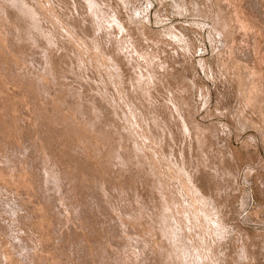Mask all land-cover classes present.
I'll return each instance as SVG.
<instances>
[{"label": "rangeland", "instance_id": "rangeland-1", "mask_svg": "<svg viewBox=\"0 0 264 264\" xmlns=\"http://www.w3.org/2000/svg\"><path fill=\"white\" fill-rule=\"evenodd\" d=\"M248 1L0 0V264H264Z\"/></svg>", "mask_w": 264, "mask_h": 264}, {"label": "bare ground", "instance_id": "bare-ground-1", "mask_svg": "<svg viewBox=\"0 0 264 264\" xmlns=\"http://www.w3.org/2000/svg\"><path fill=\"white\" fill-rule=\"evenodd\" d=\"M193 1H194V2H193ZM243 1H244V0H243ZM246 1H248V0H246ZM259 1H260V0H258V2H259ZM261 1H262V0H261ZM30 2H31V0H30ZM88 2H89V1H88ZM192 2L195 4V0H191V3H192ZM196 2H197V1H196ZM249 2H251V3H249ZM254 2H255V0H254ZM254 2H253V5H254ZM258 2H257V3H258ZM193 3H192V6H193V7H194V6H195V7H196V6L198 7V5H196V4L194 5ZM245 3H246V2H245ZM248 3L252 5V1H251V0H249ZM248 3H247V5H248ZM257 3H256V4H257ZM260 3H261V2H260ZM262 3H263V1H262ZM91 4H92V3H91ZM197 4H198V3H197ZM243 4H244V3H243ZM256 4H255V5H256ZM251 5H250V6H251ZM248 6H249V5H248ZM257 6L260 7L261 5H258V4H257ZM246 7H247V6H246ZM252 7H253V6H252ZM252 7H251V8H252ZM262 7H263V6H262ZM247 8H248V7H247ZM249 8H250V7H249ZM249 8H248V9H249ZM194 9H197V8H194ZM243 9H244L245 12H246V9H245V6H244V5H243ZM261 9H262V8H261ZM252 10L255 11V9H252ZM263 10H264V9H262V11H263ZM247 11H248V10H247ZM256 11H257V10H256ZM256 11H255V13H258V12H259V14H260V12H261V10H258V12H256ZM245 12H244V13H245ZM248 12L251 13L252 11H250V9H249ZM263 12H264V11H263ZM255 13L253 12L254 15H255ZM226 14H227V13H226ZM229 14H230V13H229ZM245 14H247V12H246ZM253 14H252V16L254 17ZM227 15H228V14H227ZM232 15H233V14H232ZM235 15H236V17H237V18H236V23H238V22H239V20H238V19H239V18H238V15H237L236 13H235ZM256 15H257V14H256ZM260 15H261V14H260ZM262 15H263V14H262ZM263 16H264V15H263ZM246 17H249V18L252 19L251 15H249V16L247 15ZM259 17L261 18V16H259ZM259 17H257V18L259 19ZM229 18H230V17H229ZM243 18H245V17H243ZM243 18H241V19H243ZM254 18H255V17H254ZM254 18H253V19H254ZM263 18H264V17H263ZM263 18H261V19L263 20ZM255 19H256V18H255ZM255 19L253 20L254 23L258 24V23L260 22V19H259V22H256V21H258V19H256V21H255ZM222 20H223V19H222ZM224 20H226V17H225ZM237 20H238V21H237ZM244 20H245V19H244ZM244 20H243V23H244ZM262 20H261V22H262ZM245 21H247V19H246ZM250 21H252V20H250ZM232 22H234V21H232ZM222 23H224V22L222 21L221 24H222ZM225 23H226V21H225ZM227 24H228V26L230 27V25H231L232 23H231L230 25H229V23H227ZM227 24H226V26L224 25V27H227ZM238 24H239V23H238ZM246 25H247V24H246ZM259 25H260V27H261V26H264V25H262L261 23H259ZM220 26H221V25H220ZM232 26H233V25H232ZM221 27H222L221 30H223V29H224L223 26H221ZM229 27H227V28H229ZM216 28H217V27H216ZM218 28H219V27H218ZM227 28H225V29H227ZM219 29H220V28H219ZM229 29H230V28H229ZM237 29H239V26H238ZM240 29H241V28H240ZM262 29H263V28H262ZM260 30H261V29H260ZM263 30H264V29H263ZM226 31H227V30H225V32H226ZM238 31H239V30H238ZM221 32H222V31H221ZM225 32L223 31L224 34H226ZM240 33H241V32H240ZM240 33H239V34H240ZM242 33H244V32L242 31ZM242 33H241V34H242ZM241 34H240V35H241ZM261 34H264V32L261 33ZM237 35H238V33H237ZM243 35H244V34H243ZM230 36H231V35H230ZM260 36H262V35H260ZM263 36H264V35H263ZM223 37H224V36H223ZM235 37H236V35H235ZM241 37L243 38L244 36H240L238 40L240 41V43H243L244 38H243V40L241 41ZM220 38H221V37H220ZM224 38H225V37H224ZM231 38H232V37H231ZM237 38H238V37H237ZM222 39H223V38H222ZM261 39H262V41H263V38H262V37H261ZM223 40H224V39H223ZM225 40L227 41V39H225ZM229 40H230V38H229ZM232 40L234 41L233 38L231 39V41H232ZM245 40H246V39H245ZM247 40H249V39H247ZM247 40H246V41H247ZM226 41H225V43H226ZM236 41H237V40H235L234 43H236ZM239 41H238L237 44H240ZM250 41H251V40H250ZM232 43H233V42H232ZM246 43H247V42H246ZM260 43H261V42H260ZM262 43H264V42H262ZM227 44H228V42H227ZM227 44H225V46H226L225 48H227V51H228V47L231 46V45H230V44H231L230 41H229V44H228V45H227ZM251 44H252V43H251ZM258 44H259V43H258ZM244 45H245V44H244ZM244 45H243V46H244ZM256 45H257V43H256ZM260 45H261V44H260ZM260 45H259V46H260ZM235 46H237V45L235 44ZM235 46H234V48H235ZM239 46H240V45H239ZM245 46H246V45H245ZM249 46H250V45H249V41H248V47H247V48H249ZM251 46H253V45H251ZM237 47H238V46H237ZM237 47H236V50H237ZM231 48L233 49V45H232ZM231 48H229V49H231ZM240 48L243 50L244 47L242 48V46H241ZM240 48H238L239 52L241 51ZM247 48H245L246 51L248 50ZM250 48L252 49V50H251V49H250V50L253 52V48H252V47H250ZM233 50L235 51V49H233ZM254 50H255V47H254ZM258 51L260 52V51H261V48H260V50H258ZM224 52H226V49H225ZM224 52H222V56L224 55ZM235 52H237V51H235ZM244 52H245V51H244ZM252 52H249V53H252ZM259 52H257V53H258V55L260 54V56H261V54H263V50H262L261 53H259ZM227 53H228V52H227ZM245 53H246V52H245ZM247 53H248V52H247ZM249 53H248V54H249ZM255 53H256V52H255ZM255 53H252L251 55H253V54H255ZM230 54H231V52H230ZM230 54H229V55H230ZM236 54H237V53H236ZM239 54H241V53H239ZM239 54H237V55H239ZM243 54H244V53H243ZM248 54H247V55H248ZM218 55H219V57H221V56H220L221 53L218 54ZM232 55H233V54H232ZM237 55H236V56H237ZM244 55H245V54H244ZM258 55L255 54V56H258ZM226 56H228V55H226ZM226 56L224 57V58H225L224 60H226V58H227ZM240 56H241V55H240ZM242 56H243V55H242ZM248 56L252 58V56H250V55H248ZM248 56H247V57H248ZM255 56H253V57H255ZM260 56H258V57H260ZM230 57H231L230 59H232V56H230ZM263 57H264V54H263V56H261L262 60H260V62H262V61L264 62V58H263ZM241 58H242V57H241ZM251 58H250V59H251ZM220 59L222 60V58H220ZM230 59H229V60H230ZM236 59H237V58H236ZM246 59H247V58H246ZM248 59H249V58H248ZM250 59H249V60H250ZM256 59H257V58L255 57V59H254V60L252 59L251 61H252V63H255V64H256V67H257V64H260V63H258V62L256 63V61H257ZM258 59H259V58H258ZM238 60H239V62H240V59H238ZM242 60H243V59H242ZM255 60H256V61H255ZM222 61H223V60H222ZM226 61H227V60H226ZM226 61H225V62H226ZM234 61H235V59H234ZM245 61L247 62V60H245ZM251 61H250V62H251ZM253 61H254V62H253ZM229 62H230V61H229ZM30 63H31V62H30ZM233 63H234V62H233ZM233 63H232V67H234V66H233ZM252 63H251V65H254V64H252ZM223 64H224V63H222V65H221V64L219 63L220 66H223ZM227 64H228V62H227ZM240 64H241V63H240ZM247 64H248V62H247ZM224 65H225V64H224ZM243 65H245V64H243ZM261 65H262V64H261ZM246 66H247V65H246ZM248 66L250 67V64H248ZM262 66H264V63H263ZM224 67H225V66H224ZM226 67H228V66L226 65ZM253 67H254V66H253ZM253 67H252V68L250 67V68L253 69ZM220 68H223V67H220ZM228 68H229V67H228ZM260 68H262V67H260ZM263 68H264V67H263ZM223 69H224V68H223ZM225 69H227V68H225ZM230 69H231V68H230ZM237 69H238V68H237ZM244 69H245V66H244ZM247 69H249V68H247ZM254 69H255V67H254ZM233 70H235V69L233 68ZM255 70H256V69H255ZM260 70H261V69H260ZM263 70H264V69H263ZM228 71H229V70H228ZM250 71H251V70H250ZM253 71H254V70H253ZM253 71H252V73H253ZM229 72H230V71H229ZM231 72L233 73L232 70H231ZM238 72H239V71H238ZM244 72H245V70H244ZM257 72H258V71H257ZM232 73H231V74H232ZM246 73L249 74L250 72L246 71ZM263 73H264V72H262V74H263ZM233 74H234V73H233ZM235 74H236V72H235ZM238 74H239V73H238ZM240 74H241V73H240ZM240 74H239V75H240ZM243 74H244V73H243ZM258 74H259V72H258ZM246 75H247V74H246ZM260 75H261V74H260ZM234 76H235V75H234ZM249 76H250V75H249ZM249 76H248V77H249ZM251 76L254 77V75H251ZM263 76H264V75H263ZM241 77H242V76H241ZM258 77L261 78V76H258ZM258 77H257V79H258ZM243 78H245V77H243ZM243 78H242V79H243ZM249 78H250V77H249ZM238 79H239V82H240V78H239V77H238ZM9 80H10V79H9ZM18 80H19V79H18ZM18 80L16 79V82H17ZM248 80H249V83H250V82L252 83L251 78L248 79ZM255 80H256V78H254V82H255ZM261 80H262V79H261ZM14 81H15V79H14ZM263 81H264V77H263ZM257 82H258V81H257ZM8 83L10 84L9 81H8ZM22 83H23V82H22ZM25 83H26V82H25ZM28 83H29V82H28ZM243 83H244V82H243ZM245 83H246V81H245ZM258 83H259V82H258ZM261 83H263V82H261ZM261 83H260V84H261ZM246 84H247V83H246ZM14 85H15V84H14ZM244 85H245V84H243V91L241 90L243 94H244L245 89H248V86H247V85H245V87H247V88L244 89ZM21 86H22V85H21ZM251 86H253V85H250L249 88H251ZM263 86H264V83H263ZM16 87H17V86H16ZM254 87H255V84H254ZM254 87H253V89L255 90ZM256 87H257V84H256ZM8 88H9V87H8ZM20 89H21V88H20ZM261 89H262V88H261ZM263 89H264V87H263ZM239 90H240V89H239ZM251 90H252V89H251ZM251 90H250V91H251ZM257 90H258V88H257ZM260 91H261V90H260ZM262 91H263V90H262ZM17 92H18V91H17ZM252 92H254V91L252 90ZM255 92H257V91H255ZM263 92H264V91H263ZM238 93H239V92H238ZM246 93H247V95H248V92H247V91H246ZM246 93H245V94H246ZM249 93H250V92H249ZM260 93H261V92H259V96L261 95V96H260V98H261L263 93H261V94H260ZM11 94H12V93H11ZM240 94H241V92H240ZM240 94H239V95H240ZM250 95H251V94H250ZM252 95H253V93H252ZM241 96H242V94H241ZM242 97H243L244 102H245L246 98H244V96H242ZM242 97H241V99H242ZM254 97H256L255 99H257L258 96H256V94H255ZM260 98H258L257 100H259ZM247 99H249V98H247ZM252 99H253V98H252ZM255 99H254V100H255ZM242 101H243V100H242ZM249 101H250L251 103L253 102V100L251 101L250 99H249ZM249 101L247 100V102H249ZM261 101H262V100H261ZM263 101H264V99H263ZM247 102H245V104H246ZM255 102H256V101H255ZM255 102H254V103H255ZM261 103H263V102H261ZM252 105L254 106L253 103H252ZM256 105H258V104L256 103ZM27 106H29V105H27ZM249 106H250V105H249ZM32 107H33V106H32ZM32 107H31V108H32ZM247 108H248V107H247ZM24 109L26 110V108H24ZM262 109H263V107H262ZM30 110H31V109H30ZM263 110H264V109H263ZM24 112H25V111H24ZM31 112H32V111H31ZM250 112H251V111H250ZM26 115H27V114H26ZM29 115H30V114H29ZM22 118H23V117H22ZM251 118H252V117H251ZM29 119H30V118H29ZM257 119H258V118H257ZM256 121H258V120H256ZM249 123H250V122H249ZM249 123L247 124V126L249 125ZM253 126H254V125H253ZM248 127L251 128L250 125H249ZM258 127H259V126H258ZM258 127H256L257 130H258V129L261 130V127H260V128H258ZM247 129H248V128H247ZM254 129H255V128H254ZM254 129H253V131H254ZM255 130H256V129H255ZM257 130H256V132L259 133V135H260V133H261L262 130H261V131L258 130L259 132H258ZM251 132H252V131H251ZM251 132H250V133H251ZM254 132H255V131H254ZM252 133H253V132H252ZM252 133H251V134H252ZM253 135H254V134H253ZM256 135H257V134H256ZM261 135H263V133H262ZM257 138H258V135H257ZM260 138H261V137H260ZM262 140H263V139H262ZM258 141H259V139H258ZM263 145H264V144H263ZM3 167H4V166H3ZM51 184H52V183H51ZM54 185H55V184H54ZM52 186H53V185H52ZM55 186H56V185H55ZM75 187H76V186H75ZM52 188H53V187H52ZM54 188H56V187H54ZM73 188H74V187H73ZM77 188H78V187H77ZM15 196H16V195H15ZM22 204H23V203H22ZM17 205H18V203H17ZM76 205H77V204H76ZM76 205H75V206H76ZM78 206H79V205H78ZM23 208H24V207H23ZM75 208H76V207H75ZM89 208H90V207H89ZM77 209H78V208H77ZM80 209H81V208H80ZM5 212H6V211H5ZM76 212H77V211H76ZM79 212H80V211H79ZM89 212H90V211H89ZM75 214H76V213H75ZM6 220H8V219H6ZM0 222H1V221H0ZM8 222H9V221H8ZM28 222H29V220H28ZM3 223H4V222H3ZM10 223H11V222H10ZM30 223H31V222H30ZM13 224H14V223H13ZM5 225H6V223H5ZM30 225H31V224H30ZM87 225H88V223H87ZM14 226H16V225H14ZM22 226H23V225H22ZM17 227H18V226H17ZM4 228H6V226H5ZM26 228H27V227H26ZM28 228H30V227H28ZM24 230H25V229H24ZM29 230H30V229H29ZM8 231H9V230H8ZM3 232H4V231H3ZM8 233H9V232H8ZM8 235H9V234H8ZM28 237H29V235H28ZM34 238H35V237H34ZM18 239H19V236H18ZM18 239H17V240H18ZM20 239H22V238H20ZM8 240H9V239H8ZM25 240H27V238H26ZM42 240H43V238H42ZM14 241H15V240H14ZM27 241H28V240H27ZM27 241H26V242H27ZM30 241H31V240H30ZM16 242H17V241H16ZM18 242H19V241H18ZM20 242H22V241H20ZM24 242H25V241H24ZM252 243H253V242H252ZM254 243H255V242H254ZM254 243H253V244H254ZM0 244H1V243H0ZM19 244H20V243H18V245H19ZM23 244H24V243H23ZM256 244H257V243H255V245H256ZM27 245H29V244H27ZM27 245H26V246H27ZM36 245H38V244H36ZM32 247H33V246H32ZM34 247H35V246H34ZM23 248H24V247H23ZM28 248H29V246H28ZM30 248H31V246H30ZM16 249H17V248H16ZM18 249H19V248H18ZM18 249H17V250H18ZM21 252H23V251H21ZM27 252H28V251H27ZM27 252H26V253H27ZM30 252H32V251H30ZM33 252H34V251H33ZM2 253H3V252H2ZM11 253H12V252H11ZM23 254H24V253H23ZM27 254H28V253H27ZM35 254H36V253H35ZM40 254H41V253H40ZM0 255H1V254H0ZM28 255H29V254H28ZM31 255H32V254H31ZM36 255H38V254H36ZM41 255H42V254H41ZM41 255H40V257H41ZM4 256H5V255H4ZM22 256H24V255H22ZM33 256H34V255H32V257H33ZM26 257H27V256H26ZM29 257H30V256H29ZM43 257H44V256H43ZM24 258H25V257H24ZM35 258H36V257H35ZM41 258H42V257H41ZM41 258H39V259H41ZM21 259H22V257H21ZM3 260H4V257H3ZM34 260H35V259H34ZM43 260H44V259H43ZM18 262L20 263V262H22V261L20 260V261H18ZM18 262H17V263H18ZM25 262H26V261H25ZM29 262H30V261H29ZM31 262H32V261H31ZM34 262H35V261H34ZM40 262H42V261H40ZM1 264H2V263H1ZM34 264H35V263H34Z\"/></svg>", "mask_w": 264, "mask_h": 264}]
</instances>
